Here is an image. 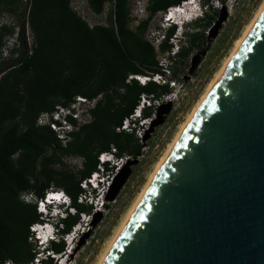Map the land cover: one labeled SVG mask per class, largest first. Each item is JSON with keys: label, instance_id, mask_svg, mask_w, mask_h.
Here are the masks:
<instances>
[{"label": "trees", "instance_id": "16d2710c", "mask_svg": "<svg viewBox=\"0 0 264 264\" xmlns=\"http://www.w3.org/2000/svg\"><path fill=\"white\" fill-rule=\"evenodd\" d=\"M70 1L24 0L25 10L16 30L0 23V264H28L38 252L28 228L39 221L36 204L21 199L20 194L30 193L39 200L50 188L62 190L74 213L61 219L58 232H68L78 222L79 213L91 211V205L77 201V197L84 191L80 181L96 169L97 154L110 146L115 157L140 152L134 134L115 131V127L131 113L141 93L158 97L168 92L167 85H142L128 76L161 73L145 31L157 12L182 0H146V17L134 27L128 25V0H86L96 15L108 4L105 25L92 27ZM21 3L0 0V16L11 15ZM24 25L30 34L28 51ZM173 30L172 26L161 34L160 52L171 48L168 39ZM12 34L15 46L3 58L1 47ZM195 35L189 36L190 40ZM181 54L179 49L177 55ZM76 95L94 100L88 109L90 119L70 132L69 141L62 145L47 125L36 124V118L56 105L66 106ZM149 114V109L143 111V116ZM66 156L78 157L79 168L64 169L62 158ZM108 167L103 164L105 170ZM47 248L59 254L64 242L59 238ZM40 264L55 263L44 257Z\"/></svg>", "mask_w": 264, "mask_h": 264}, {"label": "water", "instance_id": "95a60500", "mask_svg": "<svg viewBox=\"0 0 264 264\" xmlns=\"http://www.w3.org/2000/svg\"><path fill=\"white\" fill-rule=\"evenodd\" d=\"M103 264H264V8Z\"/></svg>", "mask_w": 264, "mask_h": 264}, {"label": "rangeland", "instance_id": "374dc122", "mask_svg": "<svg viewBox=\"0 0 264 264\" xmlns=\"http://www.w3.org/2000/svg\"><path fill=\"white\" fill-rule=\"evenodd\" d=\"M135 0H128V3ZM144 2V0H139ZM212 0H202L207 4ZM262 0H226L222 3L213 1L205 16L185 27L187 38L178 44L182 54H175L166 67L164 75L173 86L168 92L182 89L180 97L169 95L171 101L159 106L153 111L152 121L146 122L140 129V152L126 161H119L107 187L102 190L103 205L95 206L81 218L78 231L72 241L64 245V252L60 254L57 264H96L107 244L123 221L134 199L141 191L154 165L163 155L168 143L173 139L179 126L187 117L194 104L204 92L214 74L221 68L223 61L230 54L235 41L240 37L245 25L251 20ZM24 0L11 15L1 14L0 23L16 27L21 20ZM71 7L79 12L86 21L102 24L108 4H104L102 12L93 16L87 7L86 0H71ZM163 12H157L149 21L145 31L148 40L160 39L163 24ZM134 27L133 22H129ZM194 32V33H192ZM195 37L190 40L192 34ZM25 50H29L30 34L24 25ZM15 35L4 40V57L9 56L8 49L15 46ZM172 42H176L174 39ZM171 44V42H170ZM173 45V44H171ZM16 53L11 54L15 56ZM166 56L161 52L158 59ZM62 167L68 171L79 168L80 159L76 156L62 158ZM34 239H32L33 241ZM37 250V242L33 241Z\"/></svg>", "mask_w": 264, "mask_h": 264}, {"label": "built area", "instance_id": "2783aa9c", "mask_svg": "<svg viewBox=\"0 0 264 264\" xmlns=\"http://www.w3.org/2000/svg\"><path fill=\"white\" fill-rule=\"evenodd\" d=\"M213 1L218 3L219 0H212L211 6H213ZM221 1V0H220ZM226 0H224L225 2ZM192 0H182L176 5L168 6L164 11V23L168 24V19L172 17V15L180 14L186 11V8L191 3ZM222 2V3H224ZM71 5V1H70ZM146 0L144 2L135 0L128 3V10H129V17L130 22H133L134 25H136L141 19L146 17V10H145ZM104 8V7H103ZM199 11L202 13V16L204 17L205 14L209 10V6L207 4H203L198 7ZM85 22L89 27H92L94 25H97L99 23H90L89 21H86L83 16L75 11ZM92 13V12H91ZM93 14V13H92ZM96 14H93L95 16ZM98 15V14H97ZM106 21L102 23L101 25H105ZM160 39L155 38L153 41L149 40L150 44L153 46L155 51V58L157 60V65L159 67V72H149L146 75H130L129 78L135 79L139 84H145L146 82H154L158 85H167L168 87L173 86V83L169 81L167 78V75H164V71H166V67L169 66L167 56H170L171 59H173L174 55L177 54L179 50L178 44L175 42H171V48L168 51H165L166 56H164L162 59H158V56L160 55V51L158 49V45L160 43ZM11 48V47H10ZM9 48V49H10ZM8 49V51H9ZM4 44L1 47V56L4 57ZM169 95H173L175 97V94L172 92H167L164 94L159 95L158 97H155L150 94L141 93L138 96L137 102L132 109L131 113H129L126 117H124L121 120V123L118 127H115V131H124V132H132L134 136L138 139L142 136L140 135V129L143 124L146 122H151L153 117V111H157L159 109V106L162 104L171 101V98H169ZM94 100L88 101L86 98L76 95L72 98V100L66 105H56L54 106V109L49 112H41L38 114L36 118V124L38 125H47L55 134V137L59 140V142L64 145L67 141H69L70 136L69 133L72 131L77 130V128L85 123H87L90 119V116L88 114V109L92 107ZM145 109L150 110V114L148 116H143V111ZM67 118L72 119L70 122ZM140 145L141 142L139 141ZM115 149L113 146L109 147V150L100 152L97 154V165L96 169L92 171L87 178L80 181L79 185L80 187L84 189H90L93 186L97 185L96 179L94 178L97 176L98 172L105 169L103 168V164L107 163L108 170H107V181H105V184L101 187L100 193L102 194V190L104 187H107L108 181L110 179V176L113 173V164L115 166L118 164L119 161H126L131 156L130 155H122L120 157H115L114 155ZM56 189L50 188L44 192L45 199L51 200L54 197H56ZM32 197V196H30ZM77 201L85 202L87 204L90 203L89 198L85 199L83 195H79L77 197ZM101 201L98 200L95 206H100Z\"/></svg>", "mask_w": 264, "mask_h": 264}, {"label": "clouds", "instance_id": "9594fccd", "mask_svg": "<svg viewBox=\"0 0 264 264\" xmlns=\"http://www.w3.org/2000/svg\"><path fill=\"white\" fill-rule=\"evenodd\" d=\"M222 2H224V0H222ZM192 4H190L188 6V8H186V11L183 12V13H178L176 15H180V19H179V22L176 23V26L171 22H168V24L164 25L163 27H160V29L164 32L165 30L169 29L170 27H174V30H173V33L171 35V37L168 39L169 42H172L174 39H176V43H180L182 42V40H184L185 38H187V33L185 31V27L188 25V24H191V23H194L200 19L203 18L202 16V13L199 11L198 7L203 5L202 3V0H192L191 2ZM208 6H211V2L208 3ZM164 15H162L163 17ZM162 25V24H161ZM162 32V33H163ZM194 33V32H192ZM191 33V34H192ZM163 37L161 35V38L160 40H162ZM167 60L168 62L171 61V57L170 56H167ZM170 65V63H169ZM171 87V86H170ZM173 91L172 93L175 94V97H180L181 93H182V89H175L173 88ZM97 172V169L96 171ZM98 175L95 176L94 178L96 179V182H97V185L96 186H93L92 188H90L89 190L88 189H84V191L80 194L83 196L84 195H88L89 197H93L95 195H98L100 193V189L101 187L104 185V181H107V170H101L97 173ZM99 190V191H98ZM56 197H59L61 198L62 200L64 201H70L69 197L60 189H56ZM97 191V192H96ZM44 195V194H43ZM31 194L30 193H21L20 194V198L23 199V200H32L33 202H36L38 200L34 199L33 197H30ZM40 200V199H39ZM98 200L101 201L100 203V206L103 205L104 201H103V198H102V194L100 193L99 194V197H98ZM38 209H41L42 206L41 205H38L37 206ZM71 202L70 204H60L59 206V209H58V212L54 215H51L47 218V224H46V227H45V232H46V238H47V241L45 242L44 246L42 249L38 250V253L40 254V257H39V261L36 262V261H33L31 263H28V264H40V259L41 258H44V257H47V251H49L50 249H48V245L51 241H57L59 238H61L62 234H59L58 230L61 228V219L65 217V215L67 213H71ZM95 208V207H94ZM92 209V207H91ZM86 214V213H85ZM80 222V220H78V223ZM29 228V227H28ZM30 232V231H29ZM2 264H13L11 262H3Z\"/></svg>", "mask_w": 264, "mask_h": 264}, {"label": "bare ground", "instance_id": "6f19581e", "mask_svg": "<svg viewBox=\"0 0 264 264\" xmlns=\"http://www.w3.org/2000/svg\"><path fill=\"white\" fill-rule=\"evenodd\" d=\"M263 8H264V0H262V2L260 3L258 9L254 13V15L251 18V20L245 25V27H244V29L242 31V34L235 41L234 46L231 48L230 54L223 61L221 68L214 74L213 78L211 79L209 84L206 86V88H205L204 92L202 93V95L199 97L197 102L194 104V106L191 109V111L189 112V114H187V117H186L185 121L183 123H181V125L179 126L178 131L176 132L175 136L168 143L163 155L158 160V162L154 165V168L150 172L147 181L145 182V184L143 185L141 191L138 193V195L134 199V201H133L131 207L129 208L128 212L126 213L123 221L121 222V224L118 227V229L114 232L113 237L111 238V240L107 244L106 248L104 249L103 253L101 254V256H100V258H99V260H98V262L96 264H103L104 263L107 255L109 254L110 250L112 249V247L114 246L115 242L117 241L119 235L121 234V232L125 228L128 220L130 219V217L132 216V214L136 210V208L139 205L142 197L144 196V194L148 190L150 184L152 183L154 178L158 175V173L161 170L164 162L167 160L168 156L170 155L172 149L174 148V146L176 145V143L180 139L181 135L183 134L185 129L188 127V125L191 122L192 118L194 117V115L196 114L198 109L201 107V105L203 104V102L205 101L207 96L209 95L210 91L215 86L216 82L220 79L221 75L223 74V72L227 68L228 64L230 63V61L234 57L235 53L237 52V50L241 46L242 42L244 41V39L248 35L249 31L251 30L252 26L256 22L257 18L259 17L260 13L262 12ZM175 17H176V15H172V18H175Z\"/></svg>", "mask_w": 264, "mask_h": 264}, {"label": "snow or ice", "instance_id": "6c2138e0", "mask_svg": "<svg viewBox=\"0 0 264 264\" xmlns=\"http://www.w3.org/2000/svg\"><path fill=\"white\" fill-rule=\"evenodd\" d=\"M57 199H59V197H56Z\"/></svg>", "mask_w": 264, "mask_h": 264}]
</instances>
